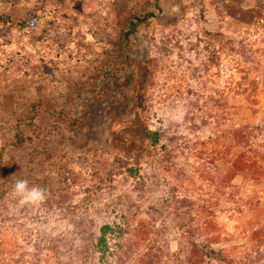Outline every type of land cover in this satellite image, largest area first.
I'll return each instance as SVG.
<instances>
[{"label": "rangeland", "instance_id": "1", "mask_svg": "<svg viewBox=\"0 0 264 264\" xmlns=\"http://www.w3.org/2000/svg\"><path fill=\"white\" fill-rule=\"evenodd\" d=\"M241 2L0 0V264H264V0Z\"/></svg>", "mask_w": 264, "mask_h": 264}, {"label": "trees", "instance_id": "2", "mask_svg": "<svg viewBox=\"0 0 264 264\" xmlns=\"http://www.w3.org/2000/svg\"><path fill=\"white\" fill-rule=\"evenodd\" d=\"M239 4H241L242 0H236ZM226 9L228 12V15L239 19L242 22H249L252 18V15L248 14L247 11H244L241 8H237L236 6H232L231 4L229 5L228 3L226 4ZM1 19V18H0ZM38 23V17L37 16H33L30 19V26L31 27H35ZM27 26V22H25L22 27H26ZM240 132V131H239ZM159 133L157 132H150L149 133V137L152 139V143L154 146H156L159 141H160V137H159ZM112 230V227L110 225H105L101 228V235L98 238V243H97V247L99 248V251H101L103 253V255L107 252L108 246H107V235L108 233ZM193 249L194 253H199V255L202 257L203 253V249L200 250V248H196ZM201 262H198V264H203L204 263V259L205 258H200Z\"/></svg>", "mask_w": 264, "mask_h": 264}, {"label": "clouds", "instance_id": "3", "mask_svg": "<svg viewBox=\"0 0 264 264\" xmlns=\"http://www.w3.org/2000/svg\"><path fill=\"white\" fill-rule=\"evenodd\" d=\"M12 191L21 204L38 206L46 199V193L42 187L30 186L29 181L23 178L15 180Z\"/></svg>", "mask_w": 264, "mask_h": 264}]
</instances>
